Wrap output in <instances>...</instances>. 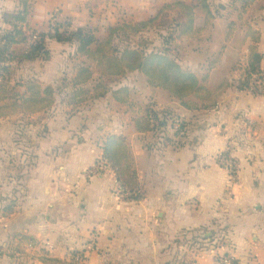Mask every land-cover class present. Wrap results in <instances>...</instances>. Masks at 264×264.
<instances>
[{
    "label": "crops",
    "instance_id": "obj_1",
    "mask_svg": "<svg viewBox=\"0 0 264 264\" xmlns=\"http://www.w3.org/2000/svg\"><path fill=\"white\" fill-rule=\"evenodd\" d=\"M159 1L158 5L153 4L152 0H131L143 20L150 17L147 11L158 12L173 0ZM183 1L196 4L195 0ZM216 3H212L213 10ZM16 8V0H0V27L3 26L2 15L14 12ZM68 17L75 16L71 13ZM33 18L31 24L36 29ZM224 23L216 19L200 39L174 43V47L180 49L183 42L187 44L203 40L202 51L186 60L180 54L179 59L199 77L209 74L211 91L222 85L228 77L226 71L229 72L228 68L238 61L245 46L239 45L237 37L226 43L227 27ZM196 25L198 28L204 27L197 20ZM208 34L212 35L209 43L206 42ZM52 42L48 44L52 53L49 62L55 60L53 49L71 46ZM245 44L248 48L249 37H246ZM224 46L228 48L224 50L220 64L217 63V67L212 69L213 55L221 53ZM260 50L264 54V33ZM184 52L186 57L193 54L187 50ZM124 81L131 90L132 100L142 108L155 104L156 110H169L174 112V118H182L188 125L186 138L179 146L166 147L158 132L146 135L138 133L134 123L135 114L112 96L90 102L73 116L66 114L72 108L58 97L56 106L49 111L54 113L48 121L49 133L38 136L37 145L32 148V177L28 181L24 200L34 210H48L51 204L57 205L61 211L69 210L77 215L82 208L84 215L81 214V218L84 216L85 221L93 223L95 219H101L106 225L105 233L115 234L121 244L136 247L138 261L144 260L138 256L145 255L141 247L145 250L149 248L143 264H220L219 258L227 253L225 247L201 248L198 245V250L194 249L191 254V260L199 262L189 263L186 258L180 261L185 252V242L179 245V240H184L182 232L203 227L222 229L239 264H264V164L261 160L257 162L263 152L258 135L262 133L264 125V95L260 99L247 92L229 91L231 87H227L218 98L216 107L190 111L167 91L151 87L146 76L139 72L128 74ZM138 90L142 95L139 100L135 96ZM245 127L253 128L252 136L249 132L243 135ZM165 132L170 139H175L171 119ZM109 134L123 135L127 139L138 166L143 190L148 194L145 200L150 201L152 206L145 217H137V211L130 212L131 208L135 209L141 203L122 202L114 196V170L100 173L95 169L96 161L103 153V141ZM228 150L232 157L241 160L242 170L238 171L240 176L234 184H230L229 173L217 162L218 156ZM254 172L261 176L258 180ZM233 198L235 203H239L235 204L238 207L236 211L231 204ZM240 198L242 200L238 202ZM191 202L200 203L198 210L187 205ZM222 203V208L217 209L215 204ZM240 208L243 210L240 211ZM91 213L94 214L91 216ZM153 217L156 224H152ZM99 229L103 230L104 227ZM28 235H33V232ZM131 235L132 238L129 237ZM111 238L114 239L113 236Z\"/></svg>",
    "mask_w": 264,
    "mask_h": 264
},
{
    "label": "trees",
    "instance_id": "obj_2",
    "mask_svg": "<svg viewBox=\"0 0 264 264\" xmlns=\"http://www.w3.org/2000/svg\"><path fill=\"white\" fill-rule=\"evenodd\" d=\"M16 2L14 12L2 15L3 26L0 27V119L49 112L56 106L57 98L63 94L74 113L90 102L112 96L116 102L128 106L135 114L134 123L138 133L146 135L157 130L165 131L174 112L158 111L155 104L142 108L132 100L128 86L117 85L128 74L135 72L145 75L151 87L167 91L187 110H208L217 106V97L210 90V77L200 78L171 51L174 43L200 39L213 26L216 14L211 0H195L196 4L173 0L149 19H121L108 26L104 38H99L98 31L90 25L74 26L66 17L59 20L53 16L48 25L52 30L41 32L31 24L34 0ZM242 2L243 13L247 14L257 0ZM98 6L99 3L93 7L89 5L88 10L92 11ZM197 9H201L206 17L203 28L196 25ZM149 32L159 37L162 47L151 48L154 40L144 37ZM36 34H39L38 41L34 40ZM251 35L249 54L234 70L240 74L238 91L261 96L258 90H252V85L259 88L264 84L261 33L250 28ZM231 38L232 34L228 33L226 41L229 42ZM50 41L75 46L78 61L73 76L63 80L57 87L44 86L35 76L28 79L19 75L26 64L49 62L52 59L48 47ZM217 65L213 64L212 69ZM225 83L220 89L226 87ZM178 131L176 135L181 132L187 134L188 125L184 122ZM163 143L167 147L175 146L169 137H164ZM102 151L103 164L114 169L122 193L130 195L131 201H144L145 196L140 193L143 187L138 166L125 136L109 134L103 141ZM15 207L16 202H11L4 207V211L13 214ZM197 233L199 239L211 240L212 245L218 244V247L225 246L221 242L223 235L219 230L209 232L207 228H200ZM209 233L212 235L206 237ZM15 238L31 245L36 242L34 237L28 235L16 234ZM179 241V245L182 244V240ZM38 259L42 264H76L72 260L53 258L46 253ZM235 262L238 264L237 260Z\"/></svg>",
    "mask_w": 264,
    "mask_h": 264
},
{
    "label": "rangeland",
    "instance_id": "obj_3",
    "mask_svg": "<svg viewBox=\"0 0 264 264\" xmlns=\"http://www.w3.org/2000/svg\"><path fill=\"white\" fill-rule=\"evenodd\" d=\"M214 1L218 2L215 4L213 10L216 14L215 20L220 19L225 22L224 24L227 27L226 38L228 33L232 34L231 40L229 42L226 41V43L232 42L233 39L237 37L239 38V45H245L242 48V54H240L238 61L228 68L229 72L226 71L228 77L222 82V84L227 82L225 83L226 87H231L228 89L229 91H235L238 90L237 81L239 80L240 74L234 70V67L239 62H243L249 54V46L252 40L250 28L259 31L261 33V38L264 33V0H257L254 7L252 6L247 14L243 13L242 0H229L227 2L223 0H212V3ZM34 2L33 24L36 29L41 32L46 31L53 16L57 17L59 20L66 17L71 20L74 26H79V24H82V26L85 24L90 25L99 32L98 36L100 38L106 36V28L108 26L115 24L121 19L135 18L136 20H143L140 18L141 14H138L139 9L134 8L136 6H134L131 0H34ZM152 2L153 4H160L159 0H152ZM97 3H99L98 7H94L92 11L88 10L89 5L93 7V5ZM197 10H199L198 14L196 13L197 23L205 26V14L201 9ZM156 12L150 10L146 13L151 17V15ZM71 13L75 17H68ZM144 37L154 40V44L151 48L162 47V42L158 40L159 37L156 34L149 32L145 33ZM246 37H249L248 48H246L245 44ZM206 39V42L209 43V41L212 40V35L208 34ZM201 41L195 40L193 43L190 41L191 43L187 44L183 42L180 49L175 48L173 44V46H171V51L178 54V56L182 54V57L186 60L194 55V53H199L204 49V44H202ZM50 43L53 42L50 41L49 44ZM226 48H228V46H224L221 53L216 52L215 55H213L212 65L215 63L216 65L217 63L220 64ZM184 50L193 54L186 57ZM53 52L55 54V60L49 63L39 61L35 64L25 65L22 67L19 75L29 79L36 74L39 76L37 78L41 80L44 86H48L47 84H49V86L53 87L59 86L63 80H69L78 65V62H75L77 61L76 56L74 57L75 48L68 45L65 49H53ZM206 76L210 77L209 74ZM135 81L138 83V80L135 79ZM139 82V84H141L140 80ZM117 85L125 86L124 79L117 83ZM221 86L212 89V94L217 97V101L220 95L226 90V87L220 89ZM135 96L138 100L142 98L139 90ZM256 97L262 99V96ZM59 100L65 103L66 95L63 94L59 96ZM67 104L69 105L68 99ZM70 107L72 108V106ZM73 113L72 110L66 111L68 116H73ZM53 114L54 113L51 112L42 113L41 115L37 114L39 116L20 114L0 119V264H42L38 258L44 256L45 253L53 258L72 260L76 264H143L144 260L146 261L147 259L146 254L150 251L149 248L145 250L143 246L141 247L145 255L138 254V256L144 260L138 261L136 257L138 253L136 247L121 244L115 234L105 233L106 225L101 219H95L93 223L85 221V218H83L84 216L81 218V214H83L82 208L76 213L77 215H74L69 210L61 211L57 208V205L51 204L48 205V210H34V208L29 206V202L24 200L28 192V181L32 177L34 160L32 148L37 145L36 138L38 136L42 137L44 134L49 133L50 123H48V121L52 118ZM262 128V133H259L258 137L261 138V148L263 152L260 158H257V162L261 160L264 164V125ZM252 131L253 128L250 127L249 129V127H245L243 135H247L246 133L249 132L252 136ZM50 132H53V130L50 129ZM224 158L228 160L229 163H232V166H236V170L235 168H233L232 171L229 170L222 163ZM240 161L231 156L230 150L224 151L218 156V165L229 173L230 184H234L238 181V176H240L238 171L242 170ZM100 163H103L101 157L96 161V169L99 165H102ZM108 170L114 169L103 164V170H100V173H106ZM262 172L264 175V167L262 168ZM254 175L257 180L261 177L256 172H254ZM255 176H253L254 179ZM56 186L57 185L54 187ZM113 187L114 196L116 195L118 200L122 202L141 203L135 206V209L131 208L130 212H139L137 217L146 216V212L152 207L151 203H149L150 201H131L129 199L130 195L122 193L123 189L118 184L116 173ZM56 192H58V190ZM141 193L145 196V199H148V194L145 190H142ZM235 194L236 192L234 191V195ZM241 200L240 198L238 202H241ZM11 202H16L15 213L13 214L4 211V207L8 206ZM231 204L236 211L238 207L235 204L239 203H235V198H233ZM183 205L184 204H182V206ZM187 205H192L198 210L200 203L191 202ZM222 205L223 203L218 205L215 204L217 209H221ZM242 210L243 208H240V211ZM93 214L94 213H91V216ZM152 214L155 213L152 212ZM152 221V224H156L155 217H153ZM98 223L100 226H98ZM144 226L147 227V224H144ZM100 227H104V229L101 230L99 229ZM203 228H207L209 232L212 231L210 227ZM31 231L33 235H28ZM197 231L198 229L182 232V234L185 232L187 233H185V235L181 234V237L184 239L182 241L185 242V252L182 256L183 259L180 261H184L186 258L189 263L199 262L191 260V254L194 249V251L198 250L196 249L198 245L202 246L201 248L205 246L218 247V244H213V246L211 240L205 241L204 239H199ZM221 233L223 235L222 229ZM16 234L32 236L36 239V242L33 245L28 244L25 241L16 239ZM211 235L212 234L209 233L206 237H210ZM112 236L114 237L113 240L111 238ZM129 237L132 238V235ZM222 240L221 242H224L223 244H225L224 247L226 248V252L234 255L224 235ZM130 254L132 256L127 257Z\"/></svg>",
    "mask_w": 264,
    "mask_h": 264
},
{
    "label": "built area",
    "instance_id": "obj_4",
    "mask_svg": "<svg viewBox=\"0 0 264 264\" xmlns=\"http://www.w3.org/2000/svg\"><path fill=\"white\" fill-rule=\"evenodd\" d=\"M51 26H47L46 28V32H49L51 31ZM38 35L39 34H36L34 36V40L35 41H38ZM252 90L256 91L258 90L262 95H264V84L263 85H260L259 88H256L254 85H252ZM185 121L178 117V118H174L171 119V126H172V129H173V132L175 133V139L173 140L175 142V146H179L180 143L186 138V134H183V132L180 133V135H176L177 131L179 130L180 131V128H181V125L184 123ZM186 123V122H185ZM178 131V132H179ZM158 132V134L161 135L162 139H164V137H168L167 133L165 131H156ZM163 132V133H161ZM228 162V164H227ZM222 163L229 169V170H233V168H235L236 170V166H232L233 164L232 163H229L228 160H226L225 158L222 160ZM96 169V168H95ZM100 170H103V164L102 165H99L96 169V171L100 172ZM142 191H140L141 193ZM236 257L234 255H231L229 253H227L226 255L224 254L223 256H221L219 258V263L220 264H236Z\"/></svg>",
    "mask_w": 264,
    "mask_h": 264
}]
</instances>
